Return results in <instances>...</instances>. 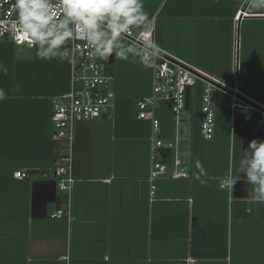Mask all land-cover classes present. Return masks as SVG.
Masks as SVG:
<instances>
[{"label": "crops", "instance_id": "0c3cea01", "mask_svg": "<svg viewBox=\"0 0 264 264\" xmlns=\"http://www.w3.org/2000/svg\"><path fill=\"white\" fill-rule=\"evenodd\" d=\"M144 4L148 20L137 28L152 23L160 49L229 86L237 61L244 92L264 109V9H249L247 0ZM0 42L8 69L0 72L8 94L0 102V264H264V204L237 173L249 142L264 140V110L233 107L230 95L216 91L215 134L207 140L203 81L188 90L178 124L162 101L159 136L178 138L190 176L159 178L151 196V120L138 119L136 104L152 90L144 59L98 58L114 77L112 115L76 122L70 142L53 138L52 101L70 88L71 62L41 60L36 46L16 55L18 45ZM69 157L71 194L44 176ZM230 168L238 180L232 201L220 186ZM17 169L31 177L15 179ZM69 207L72 219L49 216Z\"/></svg>", "mask_w": 264, "mask_h": 264}, {"label": "built area", "instance_id": "2783aa9c", "mask_svg": "<svg viewBox=\"0 0 264 264\" xmlns=\"http://www.w3.org/2000/svg\"><path fill=\"white\" fill-rule=\"evenodd\" d=\"M15 0H0V41H9L18 46L34 47L18 30L17 15L13 7ZM58 0H53L57 3ZM59 12V9H57ZM245 12V11H243ZM240 11L236 17V24L240 18ZM126 39L139 45L143 49L145 64L152 70V90L147 96L136 101L138 119L151 120L150 159L151 169L149 175L150 194L154 195L157 188L156 181L167 175L170 179L186 178L190 176L189 168L179 156L178 138L173 141H164L160 138V120L155 116V110L164 100L169 101L172 111L179 123V116L184 110L189 89L195 87L198 81L204 82L202 93V136L211 140L216 128L215 93L223 91L232 98L233 107L251 105L243 90V84L238 77V62H235V85L229 86L219 79L194 65L185 63L168 54L156 45L154 25L136 28L127 34ZM79 44V50L76 45ZM239 40H236V49ZM74 56L71 60L70 88L66 94L52 101V122L55 140L74 139V125L76 122L92 120L102 115L111 116L113 111L114 92L112 84L114 77L107 71L105 62L91 54L83 41L72 44ZM253 106V105H252ZM14 178L23 180L31 177L29 169H17ZM44 176L54 179L60 191L71 194L75 177L72 173V157L68 158L66 165L57 166L52 173L45 172ZM233 176L230 168L225 177ZM222 178V179H223ZM220 181V186L221 182ZM222 188V187H221ZM229 193L230 201L233 199V188H222ZM68 215L72 219L71 207L57 208L49 216L61 218Z\"/></svg>", "mask_w": 264, "mask_h": 264}, {"label": "clouds", "instance_id": "9594fccd", "mask_svg": "<svg viewBox=\"0 0 264 264\" xmlns=\"http://www.w3.org/2000/svg\"><path fill=\"white\" fill-rule=\"evenodd\" d=\"M249 9H264V0H247ZM18 30L36 46L41 60L71 62L73 42L83 41L99 59L129 61L143 58L142 50L126 39L127 34L148 20L144 0H15ZM59 9V12H57ZM80 45H76L79 50ZM0 72L8 69L0 63ZM0 87V102L7 98ZM237 173L252 189L256 203L264 204V140L249 142ZM235 175L222 179V188H234Z\"/></svg>", "mask_w": 264, "mask_h": 264}, {"label": "rangeland", "instance_id": "374dc122", "mask_svg": "<svg viewBox=\"0 0 264 264\" xmlns=\"http://www.w3.org/2000/svg\"><path fill=\"white\" fill-rule=\"evenodd\" d=\"M3 42H4V44H7V45H12V46L15 45L14 43L9 42V41H3ZM0 43H2V42H0ZM15 48H16V53H15L16 55H25L26 57L28 56V53H27L28 50H26V47L25 46H18V47H15ZM237 49H239V46H238Z\"/></svg>", "mask_w": 264, "mask_h": 264}, {"label": "water", "instance_id": "95a60500", "mask_svg": "<svg viewBox=\"0 0 264 264\" xmlns=\"http://www.w3.org/2000/svg\"><path fill=\"white\" fill-rule=\"evenodd\" d=\"M247 102H248L249 104H251V105H254V106H256V107H258V108L264 110L262 107H260V106L257 105L256 103L252 102L251 100H247Z\"/></svg>", "mask_w": 264, "mask_h": 264}]
</instances>
